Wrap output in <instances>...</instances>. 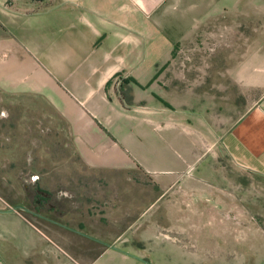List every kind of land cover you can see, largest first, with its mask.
Returning <instances> with one entry per match:
<instances>
[{
  "label": "crops",
  "instance_id": "1",
  "mask_svg": "<svg viewBox=\"0 0 264 264\" xmlns=\"http://www.w3.org/2000/svg\"><path fill=\"white\" fill-rule=\"evenodd\" d=\"M214 18L227 24L221 34L244 45L228 75L234 93L251 100L219 144L238 166L264 177V0H0V95L10 101L42 95L73 127L89 128L82 134L89 144L140 145L152 121L165 115L155 100L163 96L174 47ZM123 79L137 82L127 83L132 104L121 97ZM202 107L193 117L199 145H182L190 151L206 146L216 118L214 101ZM205 154L187 164L197 174L150 178L162 190L165 223L151 216L141 233L169 237L158 242L124 237V215L136 210L107 202L64 208L61 192L44 190L43 160L37 183L17 191L19 204L0 194V264H264L263 207L246 204L240 176L220 173L211 160L199 168ZM72 163L89 168L74 169L76 176L107 178L111 171L108 160ZM113 163L121 171L115 183L126 167L148 173L123 156ZM110 193L114 198L119 190ZM184 231L193 239L174 235Z\"/></svg>",
  "mask_w": 264,
  "mask_h": 264
},
{
  "label": "rangeland",
  "instance_id": "2",
  "mask_svg": "<svg viewBox=\"0 0 264 264\" xmlns=\"http://www.w3.org/2000/svg\"><path fill=\"white\" fill-rule=\"evenodd\" d=\"M220 19L206 22L193 39L179 43L175 54L169 56L173 65L163 72L166 87L161 92L162 98L155 100L158 107L165 106V115L152 121L140 145L125 144L118 150L113 145L89 144L83 139L89 128L79 124L73 127L69 124L73 119L60 114L42 95L28 94L27 100H24L26 96L23 99L13 96L12 101L0 95V194L13 204H19L17 191H22L23 185L37 183L35 177L41 174L44 160V190L61 192L64 208L76 211L101 207L104 202L109 207L116 203L117 207L127 212H138L124 215L125 238L168 241L169 237L162 234L155 237L141 233L151 216L159 217L161 223H165L164 200H157L162 190L150 178L184 173L197 153L206 152L199 168L205 165L204 161L211 160L220 173L240 176L247 188L244 193L246 204L263 207L264 210V177L238 166L219 144L221 136L251 101L247 96H241L238 89L234 93L228 75L230 65L243 56L244 45H234V40L221 34L227 24L219 23ZM0 91L4 88L0 87ZM199 97L203 98L201 102H197ZM213 101L216 118L209 120V133L205 134L203 142L206 146L197 152L190 151L182 145H199L200 139L193 117L203 108L202 105L213 106ZM186 115L189 123L184 119ZM122 156L130 165L133 161L142 164L148 173L140 166L126 167L124 180L115 183L121 171L117 170L115 163L111 165V161ZM87 158L102 162L108 160L111 170L108 177L76 176L74 169L79 172L89 168L75 166L72 162ZM70 163L73 165L68 166ZM58 169L64 173L54 176L52 172ZM189 169L185 172L192 173L194 170ZM197 172L198 169H195L193 174ZM115 190L119 193L112 198L110 192ZM174 235L181 241L193 239L185 231Z\"/></svg>",
  "mask_w": 264,
  "mask_h": 264
},
{
  "label": "trees",
  "instance_id": "3",
  "mask_svg": "<svg viewBox=\"0 0 264 264\" xmlns=\"http://www.w3.org/2000/svg\"><path fill=\"white\" fill-rule=\"evenodd\" d=\"M179 45L180 44H176V46H175V48H174V50H173V52H172V54L174 55L175 54V51H176V49H177V47H179ZM168 63H169V61H168ZM158 73H160L159 71H158ZM129 81H133L134 83H137L136 82V80H132V79H123L122 81H121V83H120V90H121V97H122V99L126 102V103H128V104H132L133 103V95H132V93H131V90H130V88L129 87H127V83L129 82ZM109 83L110 82H108V85H109Z\"/></svg>",
  "mask_w": 264,
  "mask_h": 264
},
{
  "label": "built area",
  "instance_id": "4",
  "mask_svg": "<svg viewBox=\"0 0 264 264\" xmlns=\"http://www.w3.org/2000/svg\"><path fill=\"white\" fill-rule=\"evenodd\" d=\"M119 79H122V78H119Z\"/></svg>",
  "mask_w": 264,
  "mask_h": 264
}]
</instances>
